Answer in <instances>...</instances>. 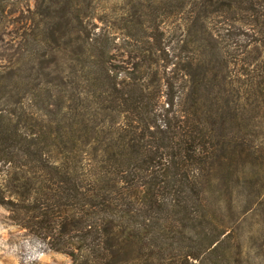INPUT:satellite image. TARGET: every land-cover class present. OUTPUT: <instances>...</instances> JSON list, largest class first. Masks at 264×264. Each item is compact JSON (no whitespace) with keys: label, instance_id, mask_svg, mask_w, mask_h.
I'll return each mask as SVG.
<instances>
[{"label":"trees","instance_id":"trees-1","mask_svg":"<svg viewBox=\"0 0 264 264\" xmlns=\"http://www.w3.org/2000/svg\"><path fill=\"white\" fill-rule=\"evenodd\" d=\"M74 1L53 0L57 10L39 13L18 59L0 67L2 88L6 74H21L25 57L40 70L57 63V55L46 59L47 47L64 54L70 49L71 60L79 64L71 65L73 77L61 75L57 92L45 84L53 79L27 76L16 82L18 96L20 85H43L35 95L36 116L21 97L20 107L0 106V163L9 175L8 183L0 180V204L75 264H250L203 203L208 165L218 160L225 142L217 111L200 114L180 105L184 86L176 82L178 72L185 73L171 66L175 62L160 39L149 50L167 56L137 63V71L120 77L110 63L109 36L97 32L95 24L89 30L83 26L84 16L81 20L71 9ZM9 4L0 0V23ZM195 4L233 12L223 16L233 20L223 27L232 47L226 61L253 73L264 93V59L256 61L264 48V0ZM243 17L250 23H234ZM249 45L254 55L246 51ZM260 235L264 238V229Z\"/></svg>","mask_w":264,"mask_h":264},{"label":"rangeland","instance_id":"rangeland-1","mask_svg":"<svg viewBox=\"0 0 264 264\" xmlns=\"http://www.w3.org/2000/svg\"><path fill=\"white\" fill-rule=\"evenodd\" d=\"M197 2L75 0L71 9L79 11L81 20L84 16L83 26L88 30L95 24L97 32L107 33L111 41L110 63L120 77L134 68L137 71V63L168 55L175 62L171 66L177 65V69L179 67L185 73L182 77L178 72L179 81L177 78L176 82L184 86L180 105L200 114L202 110L217 111L214 117L224 132L225 142H220L218 160L208 165V181L202 192L205 211L238 242L250 264H264V244L258 248L264 240L260 235L264 229V93L259 91L253 73L237 70L232 67V62L226 61L227 50L232 47L228 45V38H224L228 35L223 27L233 21L228 19L233 12L224 9L206 11L203 6L197 7ZM10 3L6 7L9 13L0 23V67L15 63L40 15L57 10V7H51L53 0H10ZM247 19L243 17L234 23H250ZM79 23L78 20V26ZM239 37L244 36L239 34ZM159 39L167 55L156 49L149 50L150 46L156 48L159 45ZM246 51L251 55L255 53L252 45L247 46ZM64 53L62 49L47 47L46 59L57 55L58 61L48 63L44 70H40L39 63L29 65L30 60L25 57L28 62L21 74L15 72L3 78L0 106L7 103L10 108L20 107L18 98L21 97L23 107L36 116L40 111L35 95L43 91V85L41 88L35 84L20 85L18 96L16 82L23 83L27 76L42 81L53 79L54 82L45 84L57 92L61 75L73 77L71 65H79L77 60H71L70 49ZM258 59L257 62L264 59V48L260 49ZM75 88L77 90V85ZM81 94L84 96V91ZM49 107L56 108L55 105ZM118 119L120 121L122 117ZM210 119L213 120L211 116ZM7 170L8 166L0 163V180L4 184L9 182ZM252 239L256 240L254 244ZM130 251L128 248L127 252ZM0 264L75 263L66 252L51 249L21 220L14 218L13 210L0 204ZM140 264L158 263L141 261Z\"/></svg>","mask_w":264,"mask_h":264}]
</instances>
